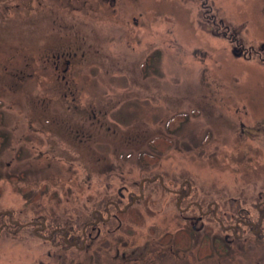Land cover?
Returning <instances> with one entry per match:
<instances>
[{
  "label": "rangeland",
  "instance_id": "obj_1",
  "mask_svg": "<svg viewBox=\"0 0 264 264\" xmlns=\"http://www.w3.org/2000/svg\"><path fill=\"white\" fill-rule=\"evenodd\" d=\"M157 174L214 200L264 186V0H0V212L78 224ZM143 188L87 252L1 216L0 264H244L162 246L184 222Z\"/></svg>",
  "mask_w": 264,
  "mask_h": 264
},
{
  "label": "flooded vegetation",
  "instance_id": "obj_2",
  "mask_svg": "<svg viewBox=\"0 0 264 264\" xmlns=\"http://www.w3.org/2000/svg\"><path fill=\"white\" fill-rule=\"evenodd\" d=\"M232 41L237 44L236 38ZM250 50L255 52L252 48ZM241 129L245 136L255 134L251 129ZM145 182L157 183L163 193L175 200L174 207L179 214L177 220L184 222L174 233H165L161 237L162 246L169 245L173 252H186L205 243L210 253L215 245L220 256L228 255L230 249L236 247L244 264H264V186L260 189L255 186L256 182H240L236 197L223 196L214 200L207 196H196L195 188L188 181L166 182L161 174L144 177L137 191L128 185H122L116 191L107 188L102 203L90 207L80 216L77 224L79 231L74 232L62 227L48 229L46 218L42 216L21 224L12 219L11 211L4 215L8 217V224H15L18 229L30 226L34 235L52 245L58 232L63 244L58 246L87 252L95 243L98 246L105 242L106 235L120 228L123 214L135 203L144 200ZM213 222L217 225V232L212 229ZM180 242L184 243L183 247Z\"/></svg>",
  "mask_w": 264,
  "mask_h": 264
},
{
  "label": "trees",
  "instance_id": "obj_3",
  "mask_svg": "<svg viewBox=\"0 0 264 264\" xmlns=\"http://www.w3.org/2000/svg\"><path fill=\"white\" fill-rule=\"evenodd\" d=\"M242 47V46H241ZM242 49V53H246V50L244 49V47H242L241 48ZM250 50V49H249ZM251 51V50H250ZM130 209H131V207L129 208V210L126 212V213H124L123 215L125 216L126 214H128L129 212H130ZM1 216L3 217L4 216V214H1ZM0 216V217H1ZM46 218V217H45ZM81 219H79V221H80ZM46 223H47V227H48V229H50V228H59V227H62V228H67V230L70 232H74V231H76V230H78L79 229V227H77V224L76 223H74L73 221H63V222H58V221H56L54 218H50L49 217V221L47 222V218H46ZM77 223H78V220H77ZM9 226V228H11V227H17L15 224H9L8 225ZM3 228V227H2ZM79 231V230H78ZM54 240H53V242H54V246H58V245H63L62 244V238H61V234L59 233L58 234V232H57V235H55L54 236V238H53ZM180 244H181V246L183 247V245H184V243L183 242H180ZM178 245V244H177Z\"/></svg>",
  "mask_w": 264,
  "mask_h": 264
},
{
  "label": "water",
  "instance_id": "obj_4",
  "mask_svg": "<svg viewBox=\"0 0 264 264\" xmlns=\"http://www.w3.org/2000/svg\"><path fill=\"white\" fill-rule=\"evenodd\" d=\"M142 183V182H141ZM3 214H6V212H3Z\"/></svg>",
  "mask_w": 264,
  "mask_h": 264
}]
</instances>
